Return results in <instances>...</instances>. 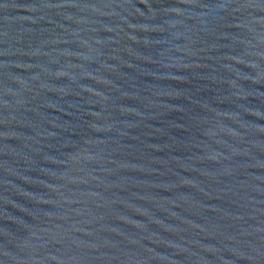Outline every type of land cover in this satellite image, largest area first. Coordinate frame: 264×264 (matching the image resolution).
<instances>
[{"label":"water","instance_id":"1","mask_svg":"<svg viewBox=\"0 0 264 264\" xmlns=\"http://www.w3.org/2000/svg\"><path fill=\"white\" fill-rule=\"evenodd\" d=\"M0 264H264V0H0Z\"/></svg>","mask_w":264,"mask_h":264}]
</instances>
